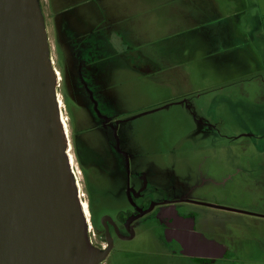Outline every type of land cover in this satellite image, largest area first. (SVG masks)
<instances>
[{
	"label": "rangeland",
	"instance_id": "1",
	"mask_svg": "<svg viewBox=\"0 0 264 264\" xmlns=\"http://www.w3.org/2000/svg\"><path fill=\"white\" fill-rule=\"evenodd\" d=\"M44 1L51 57L62 75L51 12L47 0ZM143 1H147V6L139 7V12L147 38L142 36V48L171 56L177 70L155 78L133 74L125 82V75L118 72L117 84H108L118 114L128 115L124 128L131 136L132 149L139 154L137 165L150 169L154 174L151 181L164 188L174 186L180 191L200 185L192 195L195 200L264 214V199L246 185L245 176L235 172L243 168L246 159L241 146L249 141L264 143V125L260 124L264 123V104L258 103V97L264 96V43L254 17V1L216 0L226 16L242 15L241 21L232 18L242 37L219 56H210L203 38H195L191 33L190 18L182 15L181 23L176 19V0ZM59 95L62 116L69 125L74 171L76 165L81 173L80 180L78 173L76 177L88 206L83 174L74 152V126L64 101L63 81ZM74 122L76 129H84L81 138L96 174L95 182L108 195H104L101 208L110 207L109 196L113 195L125 207V197L120 194L124 178L107 146L103 147L106 142L101 132L93 129L95 122L89 109L81 107ZM101 208L97 211L101 212ZM208 212L215 217L216 224L230 230L228 247L239 241L243 246L264 249V219L227 211ZM260 255L264 257V250Z\"/></svg>",
	"mask_w": 264,
	"mask_h": 264
},
{
	"label": "flooded vegetation",
	"instance_id": "2",
	"mask_svg": "<svg viewBox=\"0 0 264 264\" xmlns=\"http://www.w3.org/2000/svg\"><path fill=\"white\" fill-rule=\"evenodd\" d=\"M47 2L55 39H64V47L58 46L62 75L65 72L68 81V94L65 92L64 101L74 126V152L85 183V197L90 211V239L96 248L109 251L102 264H260L264 260L260 255L264 249H258L257 245L243 246L244 243L239 241H236L237 245L231 244L228 247L226 239H231L230 230L216 224L215 217L208 210L227 211L262 219L264 214L195 200L192 195L200 185L180 191L174 186L164 188L151 181L154 174L150 169L137 165L139 154L132 149L131 136L124 128L128 115L118 114L107 87L108 84H117L118 72L125 75L122 80L125 82L133 74L155 78L177 70L176 61L171 56L142 48L141 38L145 35L146 25L143 27L139 7L147 6V1ZM201 2L204 1L176 0V19L180 23L182 15L191 19V13L197 11ZM44 3V0H40L49 37L50 28ZM220 29V25L215 23L199 28H194L193 25L190 27L195 38H203L211 51L208 53L210 56L222 55L230 45L238 41L237 38L227 39L219 32ZM145 37L147 38L146 35ZM61 81L64 82V77H61ZM93 100L96 101L102 117L94 113ZM258 103L264 104V96L258 97ZM81 107H87L92 113L95 122L93 129L98 128L101 132L106 142L103 147L107 146V151L115 161V167L122 179L124 178L120 194L125 197V207L118 204L113 195L109 196L110 207L101 208L104 205V195H108L95 182L96 174L86 155V143L81 138L84 129H76L74 122L76 112ZM240 149L246 159L243 161V168L236 169L235 172L245 176L246 185L252 186L254 193L258 192L257 197L264 199V143L249 141ZM249 152L252 154L248 155ZM98 207L101 212L97 211ZM194 232L216 241L220 248L212 249L208 245L204 247L199 242L192 244V248L187 246L183 235L188 236ZM186 251L192 254H184Z\"/></svg>",
	"mask_w": 264,
	"mask_h": 264
},
{
	"label": "water",
	"instance_id": "3",
	"mask_svg": "<svg viewBox=\"0 0 264 264\" xmlns=\"http://www.w3.org/2000/svg\"><path fill=\"white\" fill-rule=\"evenodd\" d=\"M59 87L40 0H0V264H102L108 255L90 239ZM183 236L191 248H220Z\"/></svg>",
	"mask_w": 264,
	"mask_h": 264
},
{
	"label": "crops",
	"instance_id": "4",
	"mask_svg": "<svg viewBox=\"0 0 264 264\" xmlns=\"http://www.w3.org/2000/svg\"><path fill=\"white\" fill-rule=\"evenodd\" d=\"M255 8V21L258 25L259 37L264 43V0H253ZM198 7V6H197ZM198 12H192L193 27H200V24L215 23L220 25L221 34H224L227 39H235L242 37L238 32L236 25L237 21H241L242 15L240 13H233L226 16L224 9L218 4L216 0H205L203 8H197ZM237 18V21L232 20ZM197 24V26H194ZM219 29V27H218ZM232 47V45H230Z\"/></svg>",
	"mask_w": 264,
	"mask_h": 264
},
{
	"label": "bare ground",
	"instance_id": "5",
	"mask_svg": "<svg viewBox=\"0 0 264 264\" xmlns=\"http://www.w3.org/2000/svg\"><path fill=\"white\" fill-rule=\"evenodd\" d=\"M58 75H59V73H58ZM59 77H60V80H59V81L61 82V75H59ZM59 99H60V101H61V97H60V95H59ZM61 104H62V102H61ZM62 106H63V105H62ZM63 121H64V124H65V126H66V128H67V132H69L68 120H67V118L64 117V115H63ZM69 133H70V132H69ZM68 136H69V135H68ZM71 152H72V148H71V144H70V151H69V154H70V158H71V160H72V164H73V167H74L75 161H74V157H73V155H71ZM75 169H76V173H78V179L80 180L79 175H80L81 173H80V171L78 170V168L76 167V165H75ZM82 200H83L84 208H85V210H86V215H88V217H89L88 206H87L86 202L84 201V195H83V194H82Z\"/></svg>",
	"mask_w": 264,
	"mask_h": 264
}]
</instances>
